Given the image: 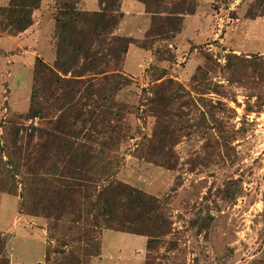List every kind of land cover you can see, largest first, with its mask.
Returning a JSON list of instances; mask_svg holds the SVG:
<instances>
[{"label": "rangeland", "instance_id": "374dc122", "mask_svg": "<svg viewBox=\"0 0 264 264\" xmlns=\"http://www.w3.org/2000/svg\"><path fill=\"white\" fill-rule=\"evenodd\" d=\"M84 2L95 7V0ZM121 2L114 0L113 36L123 20ZM160 3L159 18L174 17L178 31L158 21L164 34L149 36L150 14L127 19L131 36L139 33L135 23L146 26L140 44L131 45L151 61L137 72L140 58L130 56L126 74L123 55L120 77L94 81L101 93L80 88L64 120L71 149L82 155L75 164L97 183L83 194L86 225L96 212L88 214L87 196L120 183L158 205L153 224L129 223L140 226L138 236L106 230L100 221L99 228H81L83 220L48 203L45 194L59 188V175L76 183L69 168L61 174L70 158L47 136L62 110L48 101L43 80H34L36 60L49 68L55 61L22 46L21 33L4 29L0 16V195H8L0 206V264H264V0ZM8 4L0 0V7ZM64 4L85 11L81 0H41L38 7L50 23L43 29L54 54V17ZM33 93L40 115L25 120ZM15 202L23 220L17 226Z\"/></svg>", "mask_w": 264, "mask_h": 264}, {"label": "trees", "instance_id": "16d2710c", "mask_svg": "<svg viewBox=\"0 0 264 264\" xmlns=\"http://www.w3.org/2000/svg\"><path fill=\"white\" fill-rule=\"evenodd\" d=\"M40 1L9 0L7 7H0V16L6 17L7 24L4 29L10 30L14 34L22 33L28 29L32 25V12L38 9ZM141 2L144 4V11L152 17L151 27L148 30L149 36L164 34L161 28L158 27V21L167 22L172 27L171 29H174L173 31H178L179 23L173 21L174 17L159 18L161 17L160 0H152V2L141 0ZM98 3L101 8L97 12L80 11L64 4V7L60 8L54 17L56 22V59L54 68H49L38 60L35 62V83L38 79L43 80L42 82L45 84L43 85L45 86L44 93L47 95L48 101L56 106L57 111L62 110L53 123L52 131L47 134L50 140L49 143H59L61 154L70 158L61 167V174H64L63 170L68 168L69 170L67 171L69 172L66 173L67 175L76 174V177L71 178L76 179V183L69 185L66 180H62L64 176L59 175L60 179L56 181L59 188L51 192L48 191L45 195H47L49 204H55L56 202L61 205L60 208H64L65 211L68 210V215L77 216V222L80 220L84 221L82 216L85 213L84 191L86 189L87 191L93 190L97 183L88 178L86 174L81 175L84 169H78L79 167L75 164V160L81 158L82 155L79 154L78 150L71 149L70 132H68V128V131L64 129L66 128L64 120L68 117L67 113L78 103L74 98L80 92V88L84 92L93 93L94 91L101 93V88L93 89L94 81L102 85L120 77L117 71L122 64V57L127 52L129 45L140 44L136 39L113 36V31L118 24L117 16H114V13H116L114 0H98ZM168 14L172 15L174 13L170 12ZM101 36L104 38H101ZM94 42L98 46L95 49H91L90 47H92ZM102 46H104V53L99 49ZM80 55L83 56L84 63L77 68L76 63ZM109 63L114 66L110 67ZM99 65H104V68ZM58 72L63 76H67L70 73L71 78H61ZM85 73H88V78L85 80L80 79L86 75ZM34 97L36 96L33 93V96H31L32 104L24 117L25 120L40 115V110L36 109L34 105ZM65 196L68 201L64 204ZM93 197L95 200L91 202ZM86 199L90 201L88 214L93 211L91 208L96 212L93 211L94 216L90 221L91 224L86 225L89 220L85 219V223L82 224L81 228L84 226L99 228L97 222L100 221L103 225L108 226L106 230L138 236L140 235V226L132 225L129 227V223L134 224L136 220H140L144 223L149 224L151 222L153 224L154 220L157 219L154 218L153 220V215L158 209V205L152 198L146 197L140 192L120 183L110 182L106 187L97 191L96 195H88ZM66 205L67 207H65ZM118 210L122 212L120 216L115 214ZM135 210H138V212L134 217L133 212ZM144 223L141 226L147 229L149 225ZM111 226L116 227V229H112ZM146 245H148V242ZM69 255L72 257L74 254L70 253ZM72 263H75V259H73Z\"/></svg>", "mask_w": 264, "mask_h": 264}, {"label": "crops", "instance_id": "0c3cea01", "mask_svg": "<svg viewBox=\"0 0 264 264\" xmlns=\"http://www.w3.org/2000/svg\"><path fill=\"white\" fill-rule=\"evenodd\" d=\"M95 1H96L95 7L87 9L85 7L84 0H81L82 8L85 11H96V10H98V8H99L98 1L97 0H95ZM42 9H43V7L41 6V10ZM41 10L38 9L36 12H34L33 15H36V13H39V15H37L38 17L33 16L34 17L33 25H31V27L29 29H27L26 31L21 33L19 36L20 37L19 39H20V42L22 41V44H21L22 46H27L30 50H32V52L36 51L38 53V55H40L44 58V61L46 63L52 64L55 61V54L53 53V50L51 48V43H49L48 40L46 39V36L48 34H47V32H45V29H43V28H49L50 23L47 22L46 20H42V18L40 16L42 13ZM121 13L123 14V20H122L121 24H119L117 30L115 31V35L127 36V37H132L135 39L141 38L143 35V32L145 31L144 30V27H146L145 25H143L144 27L143 26L137 27L136 26L137 24L135 23V28H136V30L139 31V33L136 35H132V36L130 35L131 33H127L128 29L125 27V25H126V20L129 19L130 17L133 18V20L135 22H138L140 20L141 21L146 20V18H145L146 13L144 11V7L140 3H138L134 0H122V2H121ZM48 32H49V30H48ZM133 36H135V37H133ZM44 37H45V41H44ZM130 56L140 58L139 63H138L139 67H137V72L142 70L147 65V63L149 61H151L150 55H148L145 51L139 50V49L135 48L133 45H129L127 53L125 54L124 61H123V69L126 72V74H129L133 70V68L131 66H128V61H129L128 59L130 58ZM31 62H32V60L27 59V63H28L27 66L28 67H30ZM6 196H8V195H5V194L0 195V206L2 203V199H4V197H6ZM11 214L13 216V223L15 224V226H17L20 223V221L22 220V218H20L19 215L17 214L16 202L14 205L13 204L11 205ZM118 233H123V232H118ZM123 234H128V233H123ZM129 235H133V234H129ZM101 236H102V234H101ZM134 236H137V235H134ZM139 237H141V236H139Z\"/></svg>", "mask_w": 264, "mask_h": 264}]
</instances>
